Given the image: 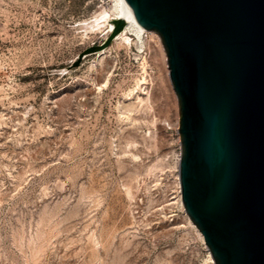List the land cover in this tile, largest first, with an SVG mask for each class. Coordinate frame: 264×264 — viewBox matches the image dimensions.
I'll return each mask as SVG.
<instances>
[{
    "label": "rangeland",
    "instance_id": "1",
    "mask_svg": "<svg viewBox=\"0 0 264 264\" xmlns=\"http://www.w3.org/2000/svg\"><path fill=\"white\" fill-rule=\"evenodd\" d=\"M115 5L0 0V264H215L179 198L161 37L80 58Z\"/></svg>",
    "mask_w": 264,
    "mask_h": 264
},
{
    "label": "water",
    "instance_id": "2",
    "mask_svg": "<svg viewBox=\"0 0 264 264\" xmlns=\"http://www.w3.org/2000/svg\"><path fill=\"white\" fill-rule=\"evenodd\" d=\"M126 1L166 51L186 213L215 264H264V0Z\"/></svg>",
    "mask_w": 264,
    "mask_h": 264
},
{
    "label": "bare ground",
    "instance_id": "3",
    "mask_svg": "<svg viewBox=\"0 0 264 264\" xmlns=\"http://www.w3.org/2000/svg\"><path fill=\"white\" fill-rule=\"evenodd\" d=\"M115 12H116L115 20L123 19L126 22V26H125V30H124L125 34L129 32V34L134 35L137 38H139L140 40H142L144 35L147 33V31L139 25V23L137 22V20L134 16V13L132 12V10H131V8L128 5L126 0H116ZM122 34H124V33H122ZM155 37H156V35H155ZM126 39H128V38L126 37ZM156 40L158 42H161L160 38H157ZM179 188H180L179 198L182 201L180 184H179ZM182 204H183V202H182ZM187 217L191 221V218L188 216V214H187ZM199 233H200L201 237L204 238L203 234L201 233L200 230H199ZM210 258L213 260L211 253H210Z\"/></svg>",
    "mask_w": 264,
    "mask_h": 264
}]
</instances>
